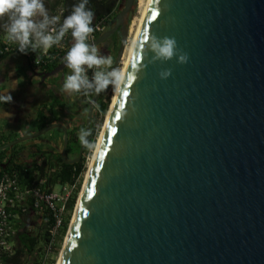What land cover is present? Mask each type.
Wrapping results in <instances>:
<instances>
[{
    "label": "water",
    "instance_id": "1",
    "mask_svg": "<svg viewBox=\"0 0 264 264\" xmlns=\"http://www.w3.org/2000/svg\"><path fill=\"white\" fill-rule=\"evenodd\" d=\"M134 2L86 41L118 28L105 70ZM145 34L175 37L189 61L152 62ZM122 71L134 79L115 93L58 264H264V0H148ZM53 126L77 161L83 145L67 159L58 122L0 149Z\"/></svg>",
    "mask_w": 264,
    "mask_h": 264
},
{
    "label": "clouds",
    "instance_id": "2",
    "mask_svg": "<svg viewBox=\"0 0 264 264\" xmlns=\"http://www.w3.org/2000/svg\"><path fill=\"white\" fill-rule=\"evenodd\" d=\"M87 5L88 0H80L79 3L74 4L70 14L64 17L54 34L53 26L57 25L58 18L49 16L43 0H0V18L7 16L6 22L2 25L6 37L9 41L17 44V50L24 54L29 51L37 53L41 48L51 47L53 44L59 43L69 30L71 31L74 43L63 57L65 66L71 70V74L64 78L61 89L63 92L71 94L83 90L86 94L88 92L99 94L109 85L113 86L115 91H119L134 77L126 75L118 68L97 70L91 79L85 74L86 67L100 69L105 64H111L109 57L99 54L95 45L86 42L94 31L92 27L94 12ZM36 16L41 18L34 19ZM144 40L148 43L149 50L153 54L152 62H166L174 57L179 64H186L189 61L188 53L178 47L175 37L153 35L149 38L146 35ZM36 63H38L37 55ZM171 74V69H164L158 75L160 79L166 80ZM8 90L0 92V105L12 101ZM4 113L7 117L10 115L6 111ZM89 135L90 132L81 129L79 140L88 150L97 151L96 143L87 139Z\"/></svg>",
    "mask_w": 264,
    "mask_h": 264
},
{
    "label": "trees",
    "instance_id": "3",
    "mask_svg": "<svg viewBox=\"0 0 264 264\" xmlns=\"http://www.w3.org/2000/svg\"><path fill=\"white\" fill-rule=\"evenodd\" d=\"M79 2L80 0H43L49 16H55L58 18V23L57 25H55L54 31L56 28H58L59 24L63 22L64 17L70 14L72 6ZM123 2L124 0H88L87 7L94 12L92 25L95 22L100 21L103 23L102 30L109 27L112 23L113 16L122 7ZM130 14L128 16V21L130 18ZM40 18L41 17L39 16L36 17V19ZM6 20L7 16L0 18V32L3 31L2 25L6 22ZM102 30L95 31L92 35V38L96 37ZM105 40L110 41L113 60V56L115 55V51L119 41L118 28H116L109 36H107ZM12 43L13 42L11 41H7V39L3 40L0 38V51L2 52V55H5L11 51H18V45ZM63 43L64 48L58 51V43L53 44L51 47H48L45 55H39L40 60L37 64H34L32 62V59L35 55L34 52L29 51L27 54L20 53L19 51L18 52L23 55L27 64L39 67L41 69L49 70L53 68L58 62L63 60V57L66 55L68 49L71 47L72 43H74L70 30L68 33H66ZM4 47H7V49H4ZM93 71V68H85V74L89 79L92 78ZM109 86L112 87L111 85ZM105 91L106 90L98 94L93 105L96 108L95 119L88 130V132H90V135L87 137V139L91 142H93L94 140L100 118L104 113L107 105L108 94L102 95V93ZM93 93L94 92H88L87 94L88 96H92ZM44 123L45 121L43 119H40L36 127H41L44 125ZM81 129L82 126L79 128V131H81ZM73 138H75V142L71 143L70 147L67 150L71 155L74 156L77 152L79 137L76 138L74 136ZM83 149L84 153L81 158L71 163L64 162L57 154L55 161H49L45 166L39 164V166L33 165V167L32 165L26 166L23 163L14 162L11 163L9 167L5 166L1 168L0 172L16 171L19 179L22 182L31 183L34 181L42 180L43 182L40 184V187L51 189L55 184L72 181L77 175L78 179L81 178V172L84 168L83 157L84 154L88 152L87 148L83 147ZM79 182L80 179L78 180V182H76L71 195L65 203V212L62 220V225L57 230L55 243L53 244L51 251L47 254L44 253V246L48 240L47 229L51 224L50 211L41 204V206L37 209L38 215L40 217V222L37 230L31 233L27 232L26 229L20 228L16 232L17 241L15 245L12 247L9 253H4L2 255L3 264H52L54 254L57 252L59 242L61 241L62 236L67 228L69 216L71 214V210L79 188ZM12 211H14V209Z\"/></svg>",
    "mask_w": 264,
    "mask_h": 264
},
{
    "label": "flooded vegetation",
    "instance_id": "4",
    "mask_svg": "<svg viewBox=\"0 0 264 264\" xmlns=\"http://www.w3.org/2000/svg\"><path fill=\"white\" fill-rule=\"evenodd\" d=\"M103 40L95 44L99 50V54L110 53V50H108V44L110 41L105 40V38ZM49 70L29 65L25 60V66L21 73V79L25 85L24 105L26 109H29L30 102L35 103L33 118L36 120V125L39 123L40 119H43L45 121L44 125L58 122L64 127L66 133V146L64 153L67 159L74 158L77 152L73 156L67 149L70 147L71 143L75 142V138L73 137H79V128L82 126L83 129L84 127L89 105L91 108L87 131L92 125L96 113V108L93 105L98 94L92 101L93 95L88 96L83 90L79 93L73 92L71 94L63 92L61 89L64 78L66 75L71 74V70L66 66H63L62 69L52 74L44 75V77L41 78L42 75ZM102 95H104V92ZM41 127H36L35 130ZM49 129L50 132L46 135L44 134V131L30 139L27 138L20 141V145L24 146V148H20L18 153L12 151V149L9 150L12 145L5 147V149L8 150L0 157V169L14 163L13 161H18L26 166H39V164L45 166L49 161H55L57 154L60 157L59 153L63 139V130L58 126H53ZM28 140L34 141L30 144V149L26 148L27 145L23 144ZM79 143L80 140L78 141V148ZM83 147L84 146H82L78 160L84 153ZM28 151H30V153L33 152L34 155L29 157L30 153Z\"/></svg>",
    "mask_w": 264,
    "mask_h": 264
},
{
    "label": "built area",
    "instance_id": "5",
    "mask_svg": "<svg viewBox=\"0 0 264 264\" xmlns=\"http://www.w3.org/2000/svg\"><path fill=\"white\" fill-rule=\"evenodd\" d=\"M92 27L94 31L89 35L88 40L92 38L95 31L102 30L103 23L97 21ZM54 28L55 26H53V33ZM65 36L57 44V51L64 48L63 41ZM4 49H7V47H4ZM46 50L47 48H41L37 53H34L35 55L32 62L37 64L36 55L38 56L39 62V55H45ZM89 151L90 150H88L83 157V165H85L86 160L88 159ZM79 179L77 175L72 181L58 183V189L54 191L53 187L51 189L40 187V184L43 182L42 180L31 183L22 182L16 171L0 172V264H3L2 255L11 251L7 242V237L11 232L8 225L9 217L14 211L23 213L28 208L37 210L41 204L50 211L51 224L47 229L48 240L44 246V253L47 254L51 251V248L55 243L57 230L62 225L65 203ZM13 209L14 211H12Z\"/></svg>",
    "mask_w": 264,
    "mask_h": 264
},
{
    "label": "crops",
    "instance_id": "6",
    "mask_svg": "<svg viewBox=\"0 0 264 264\" xmlns=\"http://www.w3.org/2000/svg\"><path fill=\"white\" fill-rule=\"evenodd\" d=\"M36 17H34V19H36ZM0 38L3 40L7 39L4 30L0 32ZM7 41L9 40L7 39ZM24 66L25 59L18 51H11L5 55H2V52L0 51V92H5L9 89L8 91L12 96V101L10 103L0 105V144L20 135L33 132L36 129V120L33 118L35 103L30 102L29 109H26L24 105L25 85L21 79V73ZM4 111L10 113V115L7 117ZM32 142L34 141L28 140L23 144L27 145L26 148L30 149V144ZM22 147L24 148V146L17 142L14 143L9 150L12 149V151L18 153L19 149ZM7 150L8 149L5 148L0 149V157L2 154H5ZM28 152L30 153V151ZM33 155L34 153L31 152L29 157H32ZM13 162L16 163L18 161ZM7 166L9 167L10 164ZM39 222L40 217L38 211L35 209L32 210L28 208L23 213L14 211L8 221L11 232L7 237V242L10 249H12L17 241L16 232L20 228L33 233L37 230Z\"/></svg>",
    "mask_w": 264,
    "mask_h": 264
},
{
    "label": "rangeland",
    "instance_id": "7",
    "mask_svg": "<svg viewBox=\"0 0 264 264\" xmlns=\"http://www.w3.org/2000/svg\"><path fill=\"white\" fill-rule=\"evenodd\" d=\"M140 15H141V9H140V7L138 6V1H136L135 0V2H134V4H133V10H132V12H131V14H130V18H129V21H128V27L131 25V23H132V21L134 22V23H136L137 22V19L140 17ZM136 26H134V30L129 34L128 33V31H127V36H126V41H125V44H126V46H125V49H124V51H127V49L129 48V46L131 45V41H132V39H133V36H134V32H135V28ZM108 46H109V49L108 50H110V53L108 52V53H106V54H101V55H103V56H106V57H109L110 59H111V63H112V52H111V47H110V43L108 44ZM127 48V49H126ZM124 51L122 50V52H123V54H124ZM122 54V53H121ZM113 58H114V56H113ZM122 59V58H121ZM110 64H105V65H103V66H101V68L100 69H97V68H93V73L95 72V71H97V70H102V69H104L105 67H107V66H109ZM121 62L119 61L118 63H117V66L115 67V68H118V69H120L121 70ZM109 88H110V90H109ZM114 89H113V86L112 87H108L107 89H106V91L104 92V94H108V99H107V105H106V108H105V111H104V113L102 114V116H101V118H100V121H99V124H98V127H97V130H96V133H95V136H94V140H93V142L94 143H97V139H98V137H99V133L101 132V129H102V126H103V123H104V120H105V116H106V114H107V112H108V110H109V107H110V105H111V102H112V97H113V93H114ZM52 129V128H51ZM50 132V129L49 130H46L45 131V135L47 134V133H49ZM93 152L94 151H89V153H88V159L86 160V163H85V165H84V168H83V171H82V173H81V178H80V182H79V188H78V191H77V194H76V197H75V201H74V204H73V207H72V210H71V214H70V216H69V220H68V222L70 223V221H71V218H72V215H73V212H74V208H75V205H76V201H77V198H78V195H79V192H80V190H81V187H82V184H83V181H84V177H85V173H86V170H87V166H88V163H89V161H90V159H91V157H92V155H93ZM85 155V154H84ZM58 189V186H57V184H55L54 186H53V190L54 191H56ZM68 226H67V229L65 230L66 232L63 234V236H62V239H61V241L59 242V247H58V249H57V252L54 254V259H53V261H52V264H55L56 262H57V259H58V256H59V253H60V250H61V248H62V245H63V242H64V238H65V236H66V233H67V230H68V227H69V224H67Z\"/></svg>",
    "mask_w": 264,
    "mask_h": 264
},
{
    "label": "bare ground",
    "instance_id": "8",
    "mask_svg": "<svg viewBox=\"0 0 264 264\" xmlns=\"http://www.w3.org/2000/svg\"><path fill=\"white\" fill-rule=\"evenodd\" d=\"M136 1H138V6H139L140 9H141V15H140V17L137 19V22H136V23H134V22L132 21L131 25L128 27V33H129V34L134 30V26H136V27H135L136 29H135V32H134L133 39H132V41H131V45L129 46L128 49L126 48L127 51H124L126 44H125V46H124V48H123L124 54H123V52H122L121 57H120V62H121V65H122V66H121V71H122L123 67L125 66V63H126V60H127L128 54H129V51H130V49H131L132 46H133V40H134V37H135V34H136V30H137V28H138V26H139L140 19H141V17H142V14H143V12H144V9H145V6H146V3H147L148 0H136ZM121 58H122V59H121ZM115 93H116V91H114V93H113L112 101H113V99H114ZM111 103H112V102H111ZM110 108H111V105H110V107H109V110H110ZM109 110H108V112H109ZM108 112H107V113H108ZM106 118H107V114H106V116H105V120H104V123H103L102 128H103L104 125H105ZM99 134H100V135H99V137H98V139H97V143H96V145L99 144L100 136H101V134H102V129H101V132H100ZM94 153H95V151L93 152V155H92V157H91V159H90V161H89V163H88L87 170H86L85 177H84V181H85L86 176H87V173H88V168H89V166L92 164V160H93V157H94ZM84 181H83V183H84ZM82 185H83V184H82ZM82 189H83V187H81V190H80V192H79V195H78V198H77V201H76V205H75L74 211H75V209H76V206H77V203H78V199H79V197H80V195H81V193H82ZM73 214H74V212H73ZM72 216H73V215H72ZM71 220H72V218H71ZM70 224H71V221H70V223H69V227H70ZM69 227H68V230H69ZM68 230H67V233H68ZM65 232H66V231H65ZM67 233H66V235H67ZM65 240H66V236H65V238H64V242H65ZM64 242H63V245H62L61 250L63 249ZM61 250H60V253H59V256H58L57 262H56L55 264H58V262H59V259H60V256H61Z\"/></svg>",
    "mask_w": 264,
    "mask_h": 264
},
{
    "label": "snow or ice",
    "instance_id": "9",
    "mask_svg": "<svg viewBox=\"0 0 264 264\" xmlns=\"http://www.w3.org/2000/svg\"><path fill=\"white\" fill-rule=\"evenodd\" d=\"M156 15H157L156 12H152V14H151V18H152V19H155V18H156ZM144 37H146V34H145ZM130 79H131V77H130ZM123 95H124V96H127V95H128L127 91H124V92H123ZM120 107H121V108L123 107V104H122V103L120 104ZM116 118L119 119V114H118V113H117ZM112 131L115 132V129H112ZM100 160H103V155H102V154H101V156H100Z\"/></svg>",
    "mask_w": 264,
    "mask_h": 264
}]
</instances>
